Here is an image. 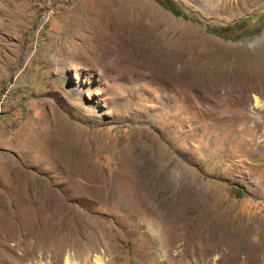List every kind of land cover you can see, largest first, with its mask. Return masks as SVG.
Segmentation results:
<instances>
[{"label":"rangeland","instance_id":"374dc122","mask_svg":"<svg viewBox=\"0 0 264 264\" xmlns=\"http://www.w3.org/2000/svg\"><path fill=\"white\" fill-rule=\"evenodd\" d=\"M67 256L264 264V0H0V264Z\"/></svg>","mask_w":264,"mask_h":264},{"label":"built area","instance_id":"2783aa9c","mask_svg":"<svg viewBox=\"0 0 264 264\" xmlns=\"http://www.w3.org/2000/svg\"><path fill=\"white\" fill-rule=\"evenodd\" d=\"M53 10H48L46 11L45 15L42 17V26L48 23V20L50 19L51 16H53Z\"/></svg>","mask_w":264,"mask_h":264},{"label":"bare ground","instance_id":"6f19581e","mask_svg":"<svg viewBox=\"0 0 264 264\" xmlns=\"http://www.w3.org/2000/svg\"><path fill=\"white\" fill-rule=\"evenodd\" d=\"M163 222H164V221H163ZM170 229H171V228H170ZM238 249L240 250L241 248H238ZM68 258H69V257L67 256V258L65 259V260H66L65 264H70ZM95 264H101L100 259H99L98 257H96V263H95Z\"/></svg>","mask_w":264,"mask_h":264},{"label":"trees","instance_id":"16d2710c","mask_svg":"<svg viewBox=\"0 0 264 264\" xmlns=\"http://www.w3.org/2000/svg\"><path fill=\"white\" fill-rule=\"evenodd\" d=\"M172 5V4H171ZM170 9V8H169ZM172 9V8H171ZM173 11H175L174 9H173Z\"/></svg>","mask_w":264,"mask_h":264}]
</instances>
